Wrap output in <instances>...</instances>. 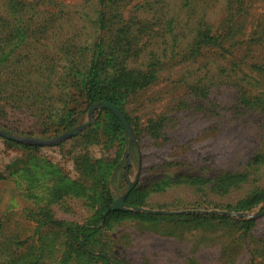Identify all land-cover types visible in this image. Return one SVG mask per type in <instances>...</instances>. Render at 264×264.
Masks as SVG:
<instances>
[{
	"label": "trees",
	"instance_id": "1",
	"mask_svg": "<svg viewBox=\"0 0 264 264\" xmlns=\"http://www.w3.org/2000/svg\"><path fill=\"white\" fill-rule=\"evenodd\" d=\"M76 1L79 4L69 6L66 0H0V121L5 118L8 107L23 106L22 109L34 117L49 119L55 127L62 126L69 131L80 115L89 114L92 106L110 103L120 109L131 124L123 108L129 97L158 84L167 67L183 62L197 64L211 51L216 53L217 61L227 62L222 68L217 67L218 63L191 68L192 73L189 71V75L183 76L192 78L189 95L207 99L212 84L203 81L211 72H219L237 89L236 104L238 102L248 112L258 110L264 115V55L258 52L264 47V16L253 15V0H146L128 15L126 9L131 0ZM217 4L222 5V17L216 26L207 10ZM72 7L81 16L78 20L81 30L87 23L86 10L93 13L89 23L95 32L94 42L82 40L80 32L76 34L78 38L65 32L67 9ZM199 72L204 73L201 79L196 76ZM55 87L60 89L59 96L53 93ZM9 94L18 97L20 103L9 105ZM104 111L107 118L91 128L97 141L110 148L117 145V140L120 144L124 142L127 133L110 109ZM0 125H4L3 122ZM30 161L27 166L12 170L10 176L16 190L22 189L25 182L32 187H23L31 206L30 217L50 222L65 236L66 264H76L82 254L96 257L105 264H123L119 258L114 260L116 246L108 234L115 231V225L126 220H138L144 230L145 222H151L153 229L166 222L165 233L169 235H178L182 229L192 227L231 228L245 235L255 223L252 219L238 220L229 215L169 216L126 211L116 208L106 186L113 164L83 158L93 180L91 187H86L72 182L48 162H40L37 157ZM246 167L243 172L221 174L208 180L179 175L159 181L161 183L153 182L134 189L126 203L142 206L140 201L150 194L177 186L216 195L245 186L248 188L245 196L225 209H250L264 199V190L258 189L252 180L264 169V146ZM41 183L47 185L49 198L55 203L69 198L87 201L93 212L87 225L74 226L55 220L51 209L34 192ZM30 240L22 239L19 228L15 230L8 216L0 210V260L2 256L10 257L12 264H22L17 255L20 249L28 248ZM0 264L7 263L1 260Z\"/></svg>",
	"mask_w": 264,
	"mask_h": 264
},
{
	"label": "rangeland",
	"instance_id": "2",
	"mask_svg": "<svg viewBox=\"0 0 264 264\" xmlns=\"http://www.w3.org/2000/svg\"><path fill=\"white\" fill-rule=\"evenodd\" d=\"M145 1L131 0L126 15ZM66 3L69 6L79 4L76 0H66ZM252 8L255 17L264 16V0H253ZM67 10L66 18L70 21L63 24L65 32L74 38H78L76 34L80 32L82 40L94 42L95 32L89 23L93 13L86 10L84 18L87 23L81 30L78 25L81 16L77 9ZM221 11V4L207 10L216 26L221 20ZM258 52L264 55V47L261 46ZM215 54L212 51L205 53L197 64L183 62L169 66L162 72L158 84L129 97L123 108L131 120L130 131L125 130L124 142L120 144L117 140V145L110 148L97 141L91 128L107 118L105 108L93 109L101 103L92 106L89 114L80 115L77 124L69 131L62 126L55 127L49 119L34 117L22 109L23 106L19 109L8 107L5 118L0 121L4 124L0 125V132L19 140L0 134V210L5 217L8 216L15 230L19 228L22 239H31L28 248L20 249L17 255L22 264L67 263L65 236L50 222L30 217L28 209L31 206L23 187H32L25 182L22 189L16 190L10 176L12 170L27 166L32 157L52 164L63 176L86 187H91L93 180L83 158L113 164L106 186L115 206L117 203L126 211L169 216L218 214L238 220H255L245 235L221 227L185 228L178 235H169L165 233L166 222L154 229L151 222H145L142 225L144 230L138 220H126L115 225V231L108 234L116 246V261L119 258L123 264H264V199L243 211L225 209L245 196L248 189L245 186L223 195L202 194L191 187L177 186L150 194L140 201L142 206L126 203L134 189L179 175L208 180L221 174L243 172L248 162L263 150L264 115L258 110L248 112L241 104H236L237 89L229 79L219 72H211L203 81L212 84L211 95L205 100L189 95L192 78L183 76L189 75L194 66L218 63L217 67L222 68L227 61H217ZM203 74L199 72L196 76L200 78ZM53 93L59 96L60 89L55 87ZM8 96L9 105L20 103L18 97ZM76 131V135L65 137ZM22 139L39 142L29 143ZM252 180L258 189L264 190V169ZM36 187L34 192L51 209L55 220L74 226L87 225L93 212L83 198L55 203L49 198L46 184H37ZM139 209L144 211H137ZM84 232L87 233V229ZM1 260L13 263L10 257L2 256ZM76 264L105 262L82 254Z\"/></svg>",
	"mask_w": 264,
	"mask_h": 264
},
{
	"label": "water",
	"instance_id": "3",
	"mask_svg": "<svg viewBox=\"0 0 264 264\" xmlns=\"http://www.w3.org/2000/svg\"><path fill=\"white\" fill-rule=\"evenodd\" d=\"M97 108H107V109H110L122 122V124L124 125L125 127V130L127 132L130 131V127H129V123L127 121V119L125 118L124 114L116 107L114 106L113 104H110V103H101L99 105H96L93 107V109H97ZM1 135L7 137V138H11V139H15V140H19L18 137H15V136H10L8 134H5V133H2L0 132ZM77 134V131L76 132H72L71 134L65 136V137H68L70 135H76ZM64 137V138H65ZM26 142H29V143H38L39 141H36V140H26V139H22ZM122 202V201H121ZM116 208H119L118 204L116 203ZM137 211H144V210H137Z\"/></svg>",
	"mask_w": 264,
	"mask_h": 264
}]
</instances>
